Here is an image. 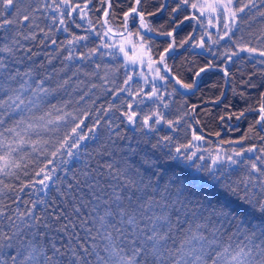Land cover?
<instances>
[{"label": "snow or ice", "instance_id": "obj_1", "mask_svg": "<svg viewBox=\"0 0 264 264\" xmlns=\"http://www.w3.org/2000/svg\"><path fill=\"white\" fill-rule=\"evenodd\" d=\"M147 4L131 0L118 15L120 0H0V264H264V92L226 114H256L240 141L202 148L209 141L191 125L187 141L158 134L183 119L166 118L165 97L196 87L166 63L192 39L177 44L179 26L194 21L199 39L190 47L212 58L196 77L217 67L228 77L236 63L264 69V0ZM163 12L173 27L161 34L171 39L154 53L150 18ZM61 32L68 37L58 42ZM145 101L153 107L137 111ZM122 124L141 137L129 138ZM243 140L260 143L222 147ZM246 153L254 155L237 159ZM178 161L202 175L170 170ZM224 163L242 166L236 179Z\"/></svg>", "mask_w": 264, "mask_h": 264}, {"label": "trees", "instance_id": "obj_2", "mask_svg": "<svg viewBox=\"0 0 264 264\" xmlns=\"http://www.w3.org/2000/svg\"><path fill=\"white\" fill-rule=\"evenodd\" d=\"M113 3L115 7L116 0H113ZM157 4L158 0H148L146 7L149 11H152L155 10ZM130 6L131 0H120V8L118 9L117 14L119 15L122 11L127 10V8ZM172 6H174V4ZM186 14V12L183 13L180 18L182 19V16ZM92 15L93 18H95L96 16H99L100 13L96 12ZM150 22L156 29V31L152 32V36L148 35L151 38V42L153 44V52L162 53L163 50L168 47L171 38L162 35L161 33L170 31L173 27L168 12L159 13L156 16L151 17ZM131 23L132 21H130V24ZM70 27L71 30L78 35L86 34L84 33L83 29H77L74 25H71ZM195 27L196 25L194 21H185L179 26V29L175 33L177 44H179L182 39L189 37L190 34L192 35V39L188 40V43H186L183 48H174V53L166 58V63L172 69V74L178 75L187 83L193 82L196 77L194 73L200 67H205L212 60L211 56L206 52V50L190 47V45L193 44L195 40L199 39V36L193 33V29ZM67 37V33L61 32L57 34L56 38L59 42L65 40ZM87 43L90 47L95 46V44L98 43V40L94 36H90V40ZM205 43H210V41L206 39ZM40 51L43 52V50ZM48 51H52V48H49ZM42 58L43 57H41V59ZM106 60H108V62H112L108 58H106ZM217 63L220 62L217 61ZM58 66L59 65L57 64V67ZM214 69L215 70L213 71H207L202 74L194 92L189 94L183 93V95H180L179 93L182 92L179 91L174 96L165 97L166 101H171L167 109L161 108V111L164 112L166 118L177 120L183 116V119L180 120L177 130L170 129L166 124L159 125L158 134L160 136L172 135L174 137H178L182 142L187 141L191 138V129L188 127L191 125L192 128L196 129L198 135H204L206 140L209 141L207 144L204 142H199L202 148H216L217 146H220L221 140H242V137L247 132L249 124L256 119V114L249 113L246 115L245 119L240 120L235 118L228 120L226 114L238 112L246 106V103H253L254 101L258 100L260 93L264 92V75H262L264 69H261L259 65L253 67L251 63L247 62L243 64L236 63L234 65H229L228 71L230 76H228L229 83L227 84L225 83L227 81L226 76H224L220 67ZM249 78L253 83L257 84L255 89L248 88L243 83V81H246ZM169 83H171V80ZM233 87L236 88L237 92H245L249 99L247 101L242 100L238 95L233 93ZM226 89L227 92L225 93ZM168 91H171V89L169 88ZM221 93H223V99H221L219 102H214L216 101V98L221 95ZM121 96L126 99L123 93ZM116 103H118V101H116ZM192 105L197 106L194 112L191 111ZM152 107V101H145V103L139 106L137 111L142 110L143 113H147ZM185 111H188L189 113L187 116L183 115ZM221 116H225L223 121L220 120ZM196 121H199V123H196ZM90 122V120L86 121V123ZM120 130L123 131L129 138L135 136L137 139H139L142 135L141 133L135 131L133 126L127 124H122ZM217 132L220 133L219 137L215 135ZM185 133H187V135H185ZM89 143L91 144L93 142L90 141ZM253 143L260 142L256 140H243L242 144H224L222 147L225 149L236 148L239 150L241 147L247 148ZM200 154L206 157L208 156L207 152H202ZM253 155V153H246L245 157H238L237 159L244 160L248 157H252ZM208 162L210 161L207 159L205 161H196L197 164ZM79 166L80 165L76 161H73L70 165V167L73 168ZM241 167V165H232L230 163L222 164L224 174L233 180L236 179V174L233 172V169ZM169 169H174L177 174H182L181 170H183L184 173L190 175H202L201 173H197L194 168L188 167V163L184 161H178L174 164H170ZM203 175H206V173ZM234 207L238 209L241 215H245L249 211L244 205L236 203L235 201Z\"/></svg>", "mask_w": 264, "mask_h": 264}, {"label": "water", "instance_id": "obj_3", "mask_svg": "<svg viewBox=\"0 0 264 264\" xmlns=\"http://www.w3.org/2000/svg\"><path fill=\"white\" fill-rule=\"evenodd\" d=\"M148 35H150V36H152V34L151 33H149ZM174 52V49L170 52V53H173ZM213 70H215L214 68L213 69H209L208 71H213ZM207 72V71H206ZM205 73V72H204ZM202 74L203 73H201L200 74V76L199 77H195V83H196V87L194 88V89H192V90H190V91H186L185 89H182V88H179V86H177L178 88H179V91L180 92H182V93H192V92H194L195 90H196V88H197V85H198V82H199V79H200V77L202 76ZM224 74V73H223ZM169 75H171V74H169ZM226 79H227V81H228V77H226ZM227 89H228V86H227ZM227 89H226V91H225V93L227 92ZM249 114V113H248ZM247 115V114H246Z\"/></svg>", "mask_w": 264, "mask_h": 264}, {"label": "rangeland", "instance_id": "obj_4", "mask_svg": "<svg viewBox=\"0 0 264 264\" xmlns=\"http://www.w3.org/2000/svg\"><path fill=\"white\" fill-rule=\"evenodd\" d=\"M168 55H169V54H168ZM168 55H167V56H168ZM167 56H166V58H167ZM185 90H187V89H185Z\"/></svg>", "mask_w": 264, "mask_h": 264}]
</instances>
